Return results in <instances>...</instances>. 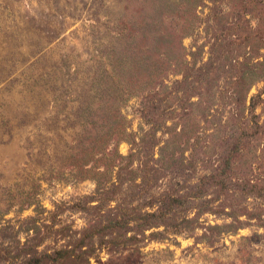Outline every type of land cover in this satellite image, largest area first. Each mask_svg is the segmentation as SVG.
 Here are the masks:
<instances>
[{
    "label": "rangeland",
    "instance_id": "obj_1",
    "mask_svg": "<svg viewBox=\"0 0 264 264\" xmlns=\"http://www.w3.org/2000/svg\"><path fill=\"white\" fill-rule=\"evenodd\" d=\"M47 253L264 264V0H0V264Z\"/></svg>",
    "mask_w": 264,
    "mask_h": 264
},
{
    "label": "trees",
    "instance_id": "obj_2",
    "mask_svg": "<svg viewBox=\"0 0 264 264\" xmlns=\"http://www.w3.org/2000/svg\"><path fill=\"white\" fill-rule=\"evenodd\" d=\"M80 246L83 248L84 245H80ZM81 250H82L81 252H86V251H83L85 249H81ZM73 251H74L73 249L72 250L71 249H64L63 250V252H67L68 254H70ZM60 252H62V250H58L57 251V253H60ZM47 257H52V256L47 253V254H44L43 256H40V257L36 258L35 261L37 262V264H41V262L43 260H45Z\"/></svg>",
    "mask_w": 264,
    "mask_h": 264
}]
</instances>
